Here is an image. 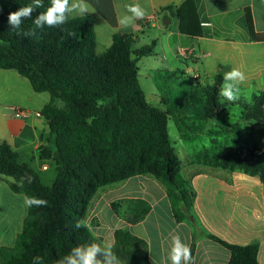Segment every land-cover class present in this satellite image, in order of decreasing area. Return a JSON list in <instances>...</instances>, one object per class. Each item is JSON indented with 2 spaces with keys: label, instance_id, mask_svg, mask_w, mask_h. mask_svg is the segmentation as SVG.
<instances>
[{
  "label": "trees",
  "instance_id": "1",
  "mask_svg": "<svg viewBox=\"0 0 264 264\" xmlns=\"http://www.w3.org/2000/svg\"><path fill=\"white\" fill-rule=\"evenodd\" d=\"M32 3L0 0V69L17 71L36 93L50 94L42 114L55 150L42 146L40 158L53 163L57 176L50 185L43 183L38 171L21 163L8 142L0 143V174L12 191L47 201L46 206L28 207L15 245L0 247V264H34L36 257L41 260L35 264H57L76 246L104 245L87 225L91 205L101 189L139 175L151 176L165 187L177 222L194 220L197 227L193 212L196 192L182 173L169 132L176 110L152 104L140 83L138 63L154 54L158 40L138 48L134 33H117L111 47L100 54L92 17L68 18L59 27H35L33 20L51 6V0H41L42 7L31 19L12 30L8 14ZM166 10L173 8L162 11ZM175 15L178 32L203 37L194 0L178 6ZM246 22L251 39L264 41V34L255 30L251 8H246ZM223 83L220 74L212 86L193 97L197 119L214 120L223 111L218 95ZM247 109V119L264 127V92ZM194 158L213 168L258 176L264 183V149L260 145H235L221 153L203 151ZM126 205L131 211L123 215ZM111 206L132 225L143 221L152 209L144 200H122ZM201 234L196 228L190 247L194 260ZM205 236L230 250L228 264H260L258 242L239 246ZM114 238L112 250L121 264H152L146 240L128 229L116 230Z\"/></svg>",
  "mask_w": 264,
  "mask_h": 264
},
{
  "label": "crops",
  "instance_id": "2",
  "mask_svg": "<svg viewBox=\"0 0 264 264\" xmlns=\"http://www.w3.org/2000/svg\"><path fill=\"white\" fill-rule=\"evenodd\" d=\"M185 1L85 0L89 12L67 15L68 18L88 16L95 20L97 51L101 54L111 47L113 36L117 33H134L139 42L140 36L145 35L148 28H156L163 23L169 30L173 25L172 19H177L176 8ZM77 2L70 0V5ZM194 2L203 37L182 35L178 32V19L176 32H170V35L176 36L177 42L185 44L183 48L195 50L196 57L189 60L201 64L211 85L218 75L224 76L235 67L246 76L240 88L252 87L254 92H264V41L251 39L246 22V8H251L256 32L264 34V0ZM132 4H140L146 10V16L130 26L122 27L119 20L131 15L127 6ZM164 8L173 10L162 11ZM180 71L187 73L186 70L174 72ZM195 77L201 78L198 74ZM39 94L43 93H36L30 81L17 71L0 69V143L8 142L18 152L19 161L40 174L49 170L42 169L47 164H41L38 168L33 165L37 157L42 162L46 161L40 158V148L47 146L55 150L48 121L35 115L27 119L13 117L14 108L42 112L44 106L50 103L51 96ZM176 152L182 162V173L191 181L196 192L193 212L197 227L194 220L177 222L165 187L151 176L139 175L99 191L87 220L91 231L102 239L104 245H113L115 231L128 229L147 241L148 257L152 264H170L168 255L173 236L179 235L182 242L191 247L197 228L202 236L197 241L194 264H228L230 261V250L205 234L232 245L246 246L258 242L257 260L264 264V183L260 177L209 166L199 168L201 163L195 162L194 157L201 151L190 155H186L185 150L176 149ZM184 157L187 162H184ZM25 197L14 193L0 174V211H4L0 214V247H13L22 232L28 215ZM122 200H144L152 209L143 221L132 225L112 209L114 202ZM130 211V205L122 210L123 215Z\"/></svg>",
  "mask_w": 264,
  "mask_h": 264
},
{
  "label": "rangeland",
  "instance_id": "3",
  "mask_svg": "<svg viewBox=\"0 0 264 264\" xmlns=\"http://www.w3.org/2000/svg\"><path fill=\"white\" fill-rule=\"evenodd\" d=\"M163 21L165 19L161 20ZM172 21L173 25L169 30H166V25L163 23L159 27L148 28L146 34L140 36L136 47L148 46L153 40H158L154 54L142 58L138 63L140 83L152 104L164 109L170 107L176 110L169 122V132L174 147L179 151L185 150L186 155L198 151H208L209 154L221 153L224 149L235 145L257 144L264 149V127L249 121L246 116L247 108L253 104L256 96L263 93L261 91L254 92L252 87L240 88V99L234 103L220 97L219 102L223 111L214 120L202 121L194 115L193 97L198 96L199 92L209 87L211 83L200 63L197 64L178 53L185 44L177 42L176 36L170 35V32H176L177 28V19L174 18ZM176 70H186L187 73L183 74L180 71L177 75H172ZM196 74L201 78L195 77ZM43 94L39 96L50 95ZM181 154L183 155V152ZM187 161L184 157V162ZM41 164L49 166L48 171H42L40 174L43 183L50 185L57 176L56 167L51 161L42 162L37 157L34 167L38 168ZM208 166L211 167L201 163L199 168L205 169ZM3 212L1 210L0 214Z\"/></svg>",
  "mask_w": 264,
  "mask_h": 264
},
{
  "label": "clouds",
  "instance_id": "4",
  "mask_svg": "<svg viewBox=\"0 0 264 264\" xmlns=\"http://www.w3.org/2000/svg\"><path fill=\"white\" fill-rule=\"evenodd\" d=\"M41 7V0H33L32 4L10 12L8 14V24L11 26V29H20L22 22L25 19H31L33 12ZM127 11L131 15H126L119 20V24L122 27L130 26L136 20H142L146 16V10L140 4L128 5ZM72 12L84 15L86 12H89V5L85 0H78L77 3L71 5L69 0H51V6L46 11L39 13L35 20H33V24L36 28H41L45 25L49 28L59 27L67 22V14ZM69 35H72V33H69ZM223 80L224 83L219 89L218 95L228 102L234 103L239 100L241 93L240 85L246 80L245 73L239 68L234 67L224 73ZM28 182L31 183V177H28ZM22 183L23 178L21 179ZM25 204L28 207H42L47 205V201L36 197H25ZM80 226L78 222L76 227L79 228ZM112 249L113 246L111 244L102 245L96 242L76 246L69 254L58 260L57 264H121ZM99 255H102L103 259H98ZM39 260H41L40 257L35 258V261ZM168 261H170V264H194L190 247L182 242L179 235L172 238V247L168 255Z\"/></svg>",
  "mask_w": 264,
  "mask_h": 264
},
{
  "label": "built area",
  "instance_id": "5",
  "mask_svg": "<svg viewBox=\"0 0 264 264\" xmlns=\"http://www.w3.org/2000/svg\"><path fill=\"white\" fill-rule=\"evenodd\" d=\"M178 53L182 56L185 57L187 59L196 57V52L194 49L191 48H181L178 50ZM13 117L14 118H29L31 115H35L37 118H43V114L42 112H31L25 109H21V108H14L13 109ZM43 170H48L49 166H43L42 167Z\"/></svg>",
  "mask_w": 264,
  "mask_h": 264
}]
</instances>
